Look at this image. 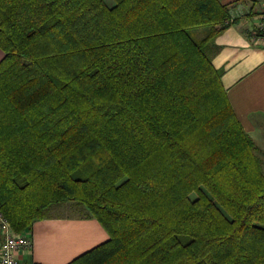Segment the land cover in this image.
<instances>
[{"label":"trees","instance_id":"obj_1","mask_svg":"<svg viewBox=\"0 0 264 264\" xmlns=\"http://www.w3.org/2000/svg\"><path fill=\"white\" fill-rule=\"evenodd\" d=\"M219 0H0V212L75 202L66 264H264V171L205 52ZM195 34H198L195 35Z\"/></svg>","mask_w":264,"mask_h":264},{"label":"crops","instance_id":"obj_2","mask_svg":"<svg viewBox=\"0 0 264 264\" xmlns=\"http://www.w3.org/2000/svg\"><path fill=\"white\" fill-rule=\"evenodd\" d=\"M219 2L227 6L234 23L215 37L212 62L215 67L232 64L222 76L228 101L244 131L264 145V46L249 41L261 0ZM247 17L253 22L248 24ZM30 235L31 250L20 254L18 264H66L109 238L96 219L80 215L47 216L34 222Z\"/></svg>","mask_w":264,"mask_h":264},{"label":"built area","instance_id":"obj_3","mask_svg":"<svg viewBox=\"0 0 264 264\" xmlns=\"http://www.w3.org/2000/svg\"><path fill=\"white\" fill-rule=\"evenodd\" d=\"M250 41L264 46V0H261L257 12V21L249 33ZM31 232H15L0 212V264H18L20 254L31 250Z\"/></svg>","mask_w":264,"mask_h":264},{"label":"rangeland","instance_id":"obj_4","mask_svg":"<svg viewBox=\"0 0 264 264\" xmlns=\"http://www.w3.org/2000/svg\"><path fill=\"white\" fill-rule=\"evenodd\" d=\"M257 8H258V6H257ZM246 22L248 24H250L251 22H253V19H250L247 17ZM195 35L198 36V34H195ZM249 41H250V39H249ZM251 44L255 45L252 42H251ZM255 46H260V45H255ZM216 47L217 46L215 45V38H214V40L211 43L207 44V46L205 47V52L208 55V58L210 59L214 68L217 69L218 71H221V83H222V76L225 74V72L228 69L229 70L231 69L232 64H228V63L225 64L224 62H221L218 64V65H220L219 67H215L212 60H213V58L216 54V51H217ZM222 85H223V83H222ZM223 87H224V85H223ZM254 144L256 146L255 154L261 159L262 169L264 171V145H259L255 141H254ZM85 210L86 209L83 205H79L75 202L67 201V202L52 204L51 206H49L45 210V213L48 216H76V215H80V214L84 213ZM86 212H87V210H86Z\"/></svg>","mask_w":264,"mask_h":264}]
</instances>
